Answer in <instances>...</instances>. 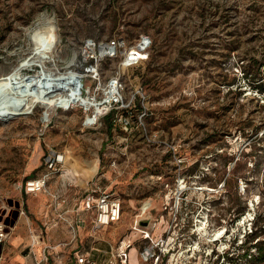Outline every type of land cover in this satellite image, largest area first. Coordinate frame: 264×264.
I'll list each match as a JSON object with an SVG mask.
<instances>
[{
  "label": "rangeland",
  "instance_id": "rangeland-1",
  "mask_svg": "<svg viewBox=\"0 0 264 264\" xmlns=\"http://www.w3.org/2000/svg\"><path fill=\"white\" fill-rule=\"evenodd\" d=\"M139 34L152 39L145 64L99 62L103 82L120 71L124 101L93 126L83 125L84 106L53 105L44 128L40 103L5 113L13 95L0 92L6 247L20 223L49 264L94 240L106 251L130 240L128 264H142L149 245L165 252L158 264H264L253 246L264 241V0H0V79L78 75L99 96L85 43L120 36L130 44ZM48 146L64 152L61 173L25 194L21 184L42 171ZM96 186L120 197L123 215L93 232L76 209ZM150 221L156 227L143 239L135 227Z\"/></svg>",
  "mask_w": 264,
  "mask_h": 264
},
{
  "label": "built area",
  "instance_id": "built-area-1",
  "mask_svg": "<svg viewBox=\"0 0 264 264\" xmlns=\"http://www.w3.org/2000/svg\"><path fill=\"white\" fill-rule=\"evenodd\" d=\"M87 49L94 50V61H97V64L104 59L119 58V68H137L145 64L149 59L151 49H152V39L147 34H139L135 40L128 44L123 37L115 36L110 40L104 42H89L85 43ZM90 65V69H87V72L92 73V77L96 82L97 91H101V95H89V91L85 89V85L81 79H76V75H68L70 79H74L75 83L69 85L68 88H73L76 91V95L91 97L93 102H95L97 109L94 106H90L83 111L89 115L90 120H87L86 117L83 121L84 126H93L94 125V114H99L96 119H98L108 113L113 105L123 103V84L120 79V71H117L116 75L111 76L107 79L106 82L101 81L99 75L98 66ZM76 79V80H75ZM56 81V77L48 76L44 78L45 86H49ZM80 82L81 91L78 92ZM134 94L140 95L143 99L145 94L141 86L134 87ZM81 99V98H80ZM132 104L131 100L125 105V107ZM94 107V109H93ZM60 108L68 110L71 107L66 106H57L55 109ZM89 111V112H88ZM86 115V116H87ZM48 116L42 118L44 123V128L48 127L50 124ZM45 118V119H44ZM44 119V120H43ZM86 121V123H85ZM127 126V124H125ZM65 161L64 152L56 149L53 146H48L46 151L42 155L41 159V168L40 173H36L32 176H28L21 184V189L25 194H36L43 192L50 180L54 178L55 175L61 173V168ZM53 197L59 198V194H52ZM61 202H63L61 200ZM80 210L85 213V218H89L91 222V229L93 232L98 230L108 228L114 224L121 221L123 206L120 197H118L115 192L111 189H104L96 186L95 188L89 189L80 199ZM19 213H21L19 211ZM8 228L6 221L0 218V247L5 243L8 236ZM149 237V234L143 231L142 238L146 239ZM96 240H94L95 243ZM36 240H33V243ZM162 244V241L159 242V245ZM132 242L130 240L124 241L120 240L116 247L108 251H103L91 246L90 250H83L79 248H74L68 259L64 264H128V251L131 248ZM158 245V244H157ZM44 254V260L47 261V250L44 247L42 249ZM165 255L163 250L157 249L154 250L152 245L143 246L139 250V261L142 264H158L159 259ZM2 260V253L0 249V261ZM35 264H41V261H35ZM57 264H61L59 261Z\"/></svg>",
  "mask_w": 264,
  "mask_h": 264
},
{
  "label": "bare ground",
  "instance_id": "bare-ground-1",
  "mask_svg": "<svg viewBox=\"0 0 264 264\" xmlns=\"http://www.w3.org/2000/svg\"><path fill=\"white\" fill-rule=\"evenodd\" d=\"M44 36H45L44 38L46 42L48 43L49 39L47 35H44ZM77 78L78 80H81L79 79L80 76L78 75H76V79ZM74 83H75L74 79L71 80L70 76L66 75V76L56 77V81L53 84L49 86H45L44 74L42 75L41 72H38L37 74H32L30 76H26V77L22 75L2 77L0 79V92L10 91L13 95V99L10 102V104L4 107L5 108L4 112L10 113L13 115L27 114L29 113V110L33 107L34 103L36 102L40 103L45 109L42 114L43 117L45 118L48 116V113H50L49 109L52 108L53 105H55V107L70 106L71 108L76 105H80V106H84L85 109H87L89 106L90 108L94 106L95 109H97L95 102H93V99L90 96L86 97V96L76 95L75 89L68 88L69 85H73ZM81 84L82 82H80V85H79V89H78L79 93L81 91V87H80ZM63 89L64 91H62ZM98 115L99 114L97 113L94 114V123L96 122ZM90 118L92 117L89 116L87 120H90ZM145 217H148V216H145ZM155 227H156V223L153 221H150L147 228L141 229V228L135 227V229L139 232L145 231L146 233H149L148 231L149 228L155 229Z\"/></svg>",
  "mask_w": 264,
  "mask_h": 264
},
{
  "label": "crops",
  "instance_id": "crops-1",
  "mask_svg": "<svg viewBox=\"0 0 264 264\" xmlns=\"http://www.w3.org/2000/svg\"><path fill=\"white\" fill-rule=\"evenodd\" d=\"M76 215L78 216L77 222L82 224L84 222L85 213L82 212L80 208H77ZM21 220H23V218H21ZM22 230V225L19 223V227L15 229L12 232V236H10L8 246L6 247L5 241V243L0 247L2 253V260L0 261V264H35V261H41V264H45L46 262L49 264V258H47V261H45L44 254L42 252L36 254L39 239H36V242L33 243L32 238L29 240L21 235L20 232H22ZM92 247H94V241L92 242ZM74 248L82 249L80 246H72L71 251Z\"/></svg>",
  "mask_w": 264,
  "mask_h": 264
},
{
  "label": "trees",
  "instance_id": "trees-1",
  "mask_svg": "<svg viewBox=\"0 0 264 264\" xmlns=\"http://www.w3.org/2000/svg\"><path fill=\"white\" fill-rule=\"evenodd\" d=\"M241 129L244 130L245 126L243 125V127ZM262 244H264V241H256V243L253 244V246L256 248L260 258L264 257V245H262Z\"/></svg>",
  "mask_w": 264,
  "mask_h": 264
},
{
  "label": "water",
  "instance_id": "water-1",
  "mask_svg": "<svg viewBox=\"0 0 264 264\" xmlns=\"http://www.w3.org/2000/svg\"><path fill=\"white\" fill-rule=\"evenodd\" d=\"M140 223H141L142 225H146V224H147L146 221H141Z\"/></svg>",
  "mask_w": 264,
  "mask_h": 264
}]
</instances>
